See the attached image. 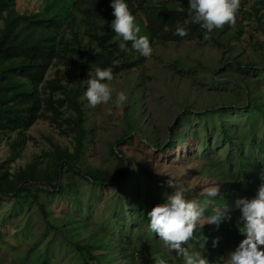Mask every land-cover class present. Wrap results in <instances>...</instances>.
<instances>
[{
	"label": "rangeland",
	"instance_id": "obj_1",
	"mask_svg": "<svg viewBox=\"0 0 264 264\" xmlns=\"http://www.w3.org/2000/svg\"><path fill=\"white\" fill-rule=\"evenodd\" d=\"M74 1L18 0L0 21V37L8 19L17 16L28 21L19 20L15 34L31 39L54 33L31 21L54 19L73 48L68 25ZM253 5L254 0L241 5L235 25L208 38L156 40L141 66L108 82L114 91L107 104L93 107L85 95L96 68L83 73L81 66H52L48 79L82 89L85 149L76 164L83 175L67 161L59 174L61 158L74 155L78 145L66 127L42 118L24 133L0 132L2 187H23L17 197L0 194V264H185L151 232L147 216L177 188L205 209L196 243H185L189 254L198 251L209 264H228L229 253L245 238L235 202L254 197L264 184V9L256 13ZM136 19L140 35L149 37L145 14ZM76 30L83 49H97L81 14ZM119 91L128 101L117 107ZM124 162L128 176L122 182ZM94 173L105 183L91 181ZM168 180L175 187L167 188ZM212 188L220 194L208 196ZM218 207L232 215L219 227L207 223ZM77 244L89 247L96 259Z\"/></svg>",
	"mask_w": 264,
	"mask_h": 264
},
{
	"label": "trees",
	"instance_id": "obj_2",
	"mask_svg": "<svg viewBox=\"0 0 264 264\" xmlns=\"http://www.w3.org/2000/svg\"><path fill=\"white\" fill-rule=\"evenodd\" d=\"M17 1L0 0V21L5 18L6 13L14 11ZM247 1L242 0L241 5ZM128 3L134 15L140 12L145 14L152 45L156 40L181 42L202 39L205 35V30L192 23L188 15L189 0H128ZM253 8L259 13L264 9V0H254ZM72 11L68 27L76 41L73 48L61 34L62 28L54 19L31 21L36 27L53 29L54 32L33 39L21 38L19 34H15L19 20L28 21L27 16L8 19L7 27L0 37V132L24 133L42 118L49 119L60 129L66 127L68 130L65 133H75L78 145L74 155L61 158L59 174L63 162L67 161L72 171L83 175L76 164L85 149V111L79 100L82 89L81 86L69 89L62 81L48 79L50 69L58 62L69 67L81 66L84 73L93 68H107L119 60L120 64L114 68L113 75H116L141 66L147 57L131 49V41L128 42L131 50L121 51L119 41L122 38L111 29V22L115 19L111 0H75ZM80 14L87 35L98 45L95 50L83 49L79 41L76 28ZM104 19L107 23L101 27L98 21ZM178 26L188 28L189 34L185 37L175 35ZM72 52H77L76 56ZM19 78L26 79L27 82L19 81ZM225 137L233 143L228 134ZM122 168L120 179L125 182L128 176L125 162ZM5 177L0 175V194L19 196L23 192V187L19 185L10 192L3 189ZM91 181L95 184L105 183L104 178L96 173L91 175ZM58 190L62 191V187ZM221 202L223 200L217 199V203ZM41 208L46 216L43 204ZM193 241L196 243V239ZM75 246L82 254L88 252L92 259H96L89 247L78 244ZM84 264L90 263L86 261Z\"/></svg>",
	"mask_w": 264,
	"mask_h": 264
},
{
	"label": "clouds",
	"instance_id": "obj_3",
	"mask_svg": "<svg viewBox=\"0 0 264 264\" xmlns=\"http://www.w3.org/2000/svg\"><path fill=\"white\" fill-rule=\"evenodd\" d=\"M241 3L242 0H189L188 15L192 23L205 30V38H208L214 30L221 29L226 24L235 25ZM111 7L115 16L111 22V29L122 38L119 41L121 51L134 49L142 56L150 57L153 54L152 43L147 35H140L141 27L129 7L128 0H111ZM98 23L104 27L107 20H99ZM174 34L185 37L189 30L185 26H178ZM129 41L132 42L131 49L128 48ZM119 64L120 61L116 60L112 66L96 68L94 77L91 71L85 93L91 106L107 104L113 100L114 89L108 82L114 79V68ZM127 101V93L119 91L114 103L120 107ZM166 187L175 186L168 180ZM219 194V188H212L207 193L210 197ZM235 207L240 210L237 224L245 238L229 253L228 264H264V184H261L254 197L237 198ZM204 213L205 209L197 202L186 198L185 190L177 188L174 192H166L163 202L156 204L147 216L151 232L159 237L165 248L175 250L178 256H182L185 264H209L208 259L200 252L189 254L185 247V243L195 239L196 230ZM231 219L229 208L218 207L208 217L207 223L219 227L225 220ZM207 243L208 241L206 245ZM213 245H219V237L213 241ZM158 264H166V261L161 259Z\"/></svg>",
	"mask_w": 264,
	"mask_h": 264
}]
</instances>
